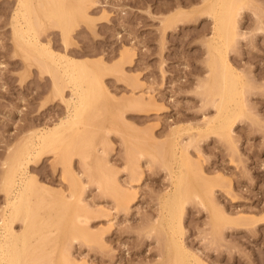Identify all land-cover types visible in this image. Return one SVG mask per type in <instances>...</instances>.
<instances>
[{
  "label": "rangeland",
  "instance_id": "rangeland-1",
  "mask_svg": "<svg viewBox=\"0 0 264 264\" xmlns=\"http://www.w3.org/2000/svg\"><path fill=\"white\" fill-rule=\"evenodd\" d=\"M38 1L33 0L31 3L35 10L40 7L36 8L34 4L38 6L44 0H41L39 4ZM176 2L178 1L96 0L95 6L88 8L89 16H92L90 23L91 21L94 23L90 25L88 20H85L86 23L82 18L75 20L78 26L75 27L76 29L73 27L77 24L72 27L70 41L73 42H70V48L67 50L69 55L73 50L70 56L75 59L96 62L102 58L105 64L113 65L114 69L111 67V70L106 64L109 68L108 73L107 67L106 73L101 71L109 96L106 93L107 97H102L103 99L97 102L98 108L92 105L93 110L96 108V115L91 114L93 112L91 109L89 114L95 117L91 120L89 115L88 118L84 117L85 120L88 119L93 123L87 124L90 130L84 124V119L82 120L84 123L81 121L83 125L81 122V126L77 125L78 129H84L85 126L86 130L83 131L86 133L89 130L90 136L85 137L86 134L82 133L78 138L80 139L83 135L87 141L90 138L89 142L92 141V143H89L88 147V142L83 138L81 140L87 145L82 142L80 144L81 140L74 141L73 137L75 136L76 140L79 135L75 131L77 135L73 134L74 136L71 137L73 144L79 143L88 147L82 146V149L84 148L83 151L87 153L85 150L87 148L90 156L93 154L91 158L87 153L85 157L89 159L85 160L86 158L80 156L82 153L75 149L76 153L73 154L74 160L72 158L71 166L68 162L64 166L61 163L64 159L59 162L60 155L49 153L32 162L28 168V173L36 177L40 185L47 184L48 192L51 190L49 194L55 195L56 198L64 193L70 196L74 183L77 184L79 191L81 190L80 199L82 200L80 203L74 201L76 205L74 208L80 206V214L91 217L88 221L84 216L82 218L86 221L83 219L81 222L84 224L83 229L90 232V241L82 236L74 240L62 238L61 241L58 238L59 241L56 240L58 244L53 245L56 242L52 241V245L53 248L58 246L57 249L61 250V254L60 250L52 249L49 238L47 243L50 242V245L46 243L47 247L45 244L44 247L47 255L52 256L54 260L58 256L57 253H60L59 255L63 258L61 261L67 257L75 260L76 264H83L84 261L87 264H171L168 259L169 248L167 249L171 227L168 221V209L166 210L167 207L162 204L164 205L163 202L166 200L165 196L175 188L179 172L183 173L184 169H186L185 176L183 173L178 177H183L184 180L186 178V182L189 177H192L189 175L193 173L194 176V172L197 173L198 169L200 173L202 171L208 176L202 175L203 173L200 175L206 179L222 176L223 182L220 183L225 184L224 186L219 183L220 178H216L217 183V180L212 181L213 184L216 183L215 185L223 186H212L213 197L218 199L214 203L219 205L216 207L212 204V207L217 208L218 211L220 207V210L225 208L223 210L225 214L229 213L230 216L232 213L231 217L235 216L234 218H239L238 215H241L247 219L248 216H253L254 219L255 216V219L261 220L258 217H264V0H250L246 5L239 24L244 35L236 44L237 53L231 54L240 53V56L235 55L238 57L237 62L233 59L231 61L240 67L239 69H242L245 75L247 74L246 79H248V85L245 87L246 95L244 94L247 98L245 105L246 103L247 105L239 114L234 124L236 126L232 128L233 136L228 137V139L233 138L232 141H226L227 137L221 139L216 134L218 138L213 134V137L209 135L208 138H203L199 134L196 137L198 131L195 130L203 127L208 118L216 115L217 110L210 100L211 95L205 92L206 87L203 86L204 78L209 77V74L207 75L209 67L206 63L208 58L206 39L211 32H204L202 28L209 24L208 20L200 19L195 24H184L168 34L166 32L164 39L162 20L164 16L179 8L177 7L179 3L176 5ZM18 3V0H0V218L7 204L6 194L1 187L2 174L6 167L4 164L21 143L25 131L33 130V128L40 130L53 125L63 118L67 111V104L60 99L61 97L51 96L52 92H56L53 89L52 74L42 71L39 62H37L38 65L35 63L37 59L30 57L28 61L26 60L28 56L24 58V55H21L24 54L23 52L18 53L20 48L16 47L18 45L13 38L15 24L13 22L16 21L14 16L17 14ZM184 7L189 9L194 6ZM35 10L33 11L35 14L32 15H35L34 19H38L40 13ZM16 16H19L17 20H21L20 22L24 21L22 14ZM258 24H261V30L257 29ZM51 28L43 27L44 31H42L40 27L38 30L42 33L38 32V37H41L43 41L41 42L45 45L50 43L51 45L47 46H51L55 54L65 53V43L60 29L54 27L56 30L54 28L51 30ZM127 46L133 48L135 52H132L136 55L132 56V62L129 60L125 63L120 58V53ZM119 60L125 64L118 63L117 66L116 63ZM32 61L34 64L31 63ZM27 62H30L29 65ZM119 65H124L121 67L124 72H120L123 74L122 77L118 73L114 74L118 71L116 66L121 70ZM116 74L120 75V78ZM60 84L64 82L60 81ZM62 88L66 90L63 92L65 99H76L70 87L62 86ZM133 101L136 103L135 106L132 105ZM179 126L184 128L182 132ZM189 128H192L193 132H189ZM174 130L180 131L183 135L178 133L177 136ZM80 131L82 132V129ZM193 133V136L197 138L195 141L192 138ZM172 142L176 143H174L175 146L182 145L183 149L180 150L178 145L179 152ZM75 145L70 146L75 148ZM63 146L66 144H62L59 148L60 153L66 149H63ZM91 146L96 152L89 149ZM79 147L81 149V146ZM191 162L195 166H191L194 169L190 171V165L187 166L190 169L184 168ZM66 166L71 168L67 169ZM196 176H199V172ZM196 176L189 180L193 181L194 185L188 181L190 187L194 186L192 188H197L195 187L197 182L202 181L201 177L196 178ZM106 184L110 185L109 189ZM74 188L77 192V186ZM110 188L114 193L113 191L111 193ZM117 190H120L123 195L130 196L127 197L131 198L128 206L117 202L120 194L117 196ZM45 195L41 196L48 198L47 200L52 199ZM41 196L37 197L46 199ZM188 198L190 200L186 199V203V200L184 201V212L182 211V215L184 214L182 225L185 230L182 237L188 250L197 253L206 264H264L263 218L258 221L262 223L261 225H258V222L252 223L253 225L250 223V227L238 226L239 230L237 227L233 229L226 226L217 232L214 227L215 219L212 218L216 210L214 208L215 211L212 214L211 208H208L211 203L202 202L203 198L205 199L204 194L202 199L198 196L195 198L193 195ZM119 203L122 205L120 206ZM202 203L204 205H201ZM55 205V202H52L50 207L45 209L48 211ZM206 205L208 206L205 207ZM56 206L54 208L60 207L59 204ZM72 208L68 210L69 214ZM59 209L53 211H59ZM74 211L75 209L73 213ZM161 211L164 214L163 217L167 219H162ZM253 219L250 218V220ZM19 221L15 223V229L21 231L23 221ZM59 224H57L59 228L62 227ZM54 225H50L48 229L53 227L50 229L52 232L59 231ZM56 233L51 235V239ZM49 246L51 250H56L55 256L53 251L48 252ZM39 250L40 253L44 251L42 246L36 253ZM39 262H33V264H51L50 261Z\"/></svg>",
  "mask_w": 264,
  "mask_h": 264
},
{
  "label": "bare ground",
  "instance_id": "bare-ground-1",
  "mask_svg": "<svg viewBox=\"0 0 264 264\" xmlns=\"http://www.w3.org/2000/svg\"><path fill=\"white\" fill-rule=\"evenodd\" d=\"M28 1H30V0H18L19 7L17 10V14H15V16L22 14V18H24V21L20 22L21 20L20 21L17 20V17H19V16H16V17L14 16V19L16 21L14 20L15 22H13V24L15 23L13 25L14 26V31H13L14 37L13 38L16 39V42L14 40V42L17 43V45H18L16 47L20 48V49L18 48L19 50L17 48L16 49L18 50V53L19 52L24 53V54H21V55H24V58L28 56L26 58V60H28V58H30V57H32V59H34V58L37 59V60L34 59L36 61L35 63L39 62V64L42 67V71L50 72L52 74L53 87H54L53 89H55L54 91H56V92L55 93L52 92L51 96H53V98H54V95H58V97H61L60 99L63 100L65 104H67L66 105L67 111H66V115L63 118H61L57 123H55L53 125L51 124L50 126H47V127L40 129V130H37V129L34 130V128H33V130H29L30 127H28L29 129L28 128L27 129L29 131H27V132L25 131V135L23 136L21 143L13 151L9 160L4 164L6 167L4 168V172L2 174V185H1V187L6 194L7 204L5 205L6 208L3 209L2 214H1L2 217L0 218L1 219L0 220V222H1L0 223V264H30V263L33 264V262H37V261L38 262L39 261H50L51 264H74L75 260H71L72 258L68 259L66 257L64 259V261H61V259H63V258L59 255L60 253L59 254L57 253V255L60 257H58L56 255L57 256L56 259H58V260H56V259L54 260L52 256L47 255L44 244L47 247V244H48L47 242L50 238L49 241L56 242V244L55 243L53 244V242H52L50 245V242H49L48 245H50L52 247V249H56L57 251H59L60 249H57L58 246L53 248V245L58 244L57 242L59 241V239L61 240L62 238H65V239L70 238V240H74V239H77L78 237L82 236L83 238L89 240L90 232H88L87 230H84L83 229L84 227L82 226L84 224L81 223V222H83L82 220L84 219L82 217H84L87 214H84L83 216H82V214H80V212H79V209H81L80 206L79 207L77 206V208H74V207H76L74 201L75 202L77 201L78 203H80V201L82 200V199H80V197L82 195L81 190L79 191L78 185L77 184L75 185V183H74V187L77 186V192H76L75 188L73 186H71L74 188V190L72 188L70 196H67L64 193L61 196L59 195L58 198H56L55 195H54L55 196L54 197L51 194H49L51 192V190L49 189L50 192H48L49 187H46V186H48L47 184H46V186L44 184H43V186L40 185L38 183L37 178L28 173V168L32 162L39 160L40 158H42V156L49 154V153H52V154L55 153V155H58V156L60 155L59 156V158H60L59 162H61V159H64L63 160L64 163L63 162H61V163L63 165L64 164L67 165L66 162H68V163H70V166L72 164L73 154L76 153L75 149L79 150L80 153H82L80 155V153L77 152V154L80 155L81 157L83 156L84 159L87 157V153H89L87 148L90 146L89 143L90 144L92 143V141H91L92 138L90 140L91 142H89L90 138H88V141H87L85 138H83V135L86 134L85 137L89 136L88 132L90 129L87 126V124L88 125L93 124L92 121H90V120L95 116H92L91 114H93V113L95 114L96 108L94 109L95 110L94 111L93 110L94 107H92V105L98 108V106H96V105H98L97 102L99 103L100 100H102L104 97L106 98L107 95L109 96V91H108L107 87L104 85V81L101 77V75L105 72V68L107 67L106 66L107 63L105 64L104 63L105 61L102 58L96 62L95 61L94 62L87 61L88 59H86V60L85 59L82 60V59H78V58L75 59V58H73V56L72 57L70 56L73 53L72 52L73 50L69 49V50H71L70 55H69V52H67V50H68V48H70L69 47L70 42H73L70 40H71V32L73 30L72 27H73V25L77 24V22L75 23V20L76 19L80 20L82 18V19H84L83 21L88 20L89 21L88 23L90 25L92 23H94L93 21H91L92 23H90L92 16L91 17L89 16L88 8L90 6H93L94 3L96 4V0H44L43 3H41L40 2L41 0H39L38 4L40 2L41 5L39 4L37 6V4H34V6L36 5L35 6L36 8L40 7L39 9H36V10L34 8H32L33 5L31 3L33 0H31V2H28ZM97 1H99V0H97ZM177 1L178 2H176L177 3L176 5H178V3H179V5L177 6L179 8L176 7L177 10H175V12L174 11L171 12L172 14L169 12L171 15L168 14L169 16L168 15H166L167 17L164 16L165 18L162 20L163 24H161V25H163L162 28H163L164 32L162 31V34L164 33V36H163L164 39L166 38L165 37L166 32L168 34L171 31L175 30V28H178V26H181L184 24H188V25L195 24L200 19H202V20L205 19L206 21L208 20L209 24L207 22L206 24H208V25H206L205 27L203 26L202 28H203L204 32L205 31L211 32V35L210 36L208 35L209 37L207 39L204 38V39H206V45H207V47H206L207 51L206 52L208 54V58H206L207 59L206 63H207V66L209 67V71H208L209 73L207 72V75L209 74V77L208 76L205 77L204 83L202 82L203 86L206 87V89L203 86H202V88L205 89V92L207 91L206 93H208V95H211L210 100H212V102L214 103V107H216L217 110H216V115H214L211 118H208L203 127H200L197 130H195L196 132L198 131L196 137L200 135L203 138H208L209 135L212 136V134H213L214 137H216L218 135L219 138H221V139L222 138L226 139L224 137H227L226 141H229V140L232 141L233 138L228 139V137L230 138V136H233L232 133H234V132H232L233 131L232 128H233V126H236L234 124H236V120L239 117V114H241L244 111V107L247 105V103L245 105L247 98L244 96V94H245V87L248 85V79H246L247 74L245 75L244 72H242L243 70L241 69L242 70L241 71L239 69L240 67H237L235 65V63H233V61H231V59H233L235 62H237L238 61L237 56L240 53H238V55L235 54L237 56L231 55V54H232V52L237 53L236 44L238 43L240 37H243V35H244L243 31H241V29H240L241 27L239 25L240 21H241L240 16H242L241 14L244 12L245 7L250 0H182L180 2H179V0H177ZM35 3H37V2H35ZM189 5H192L194 7H192V8L190 7L189 9L184 7V6H189ZM167 7H170V6H167ZM34 10L38 11L40 13V15L38 16V19L35 17L37 20L34 19L35 15H32V14H35V12H33ZM30 15H32V17ZM20 18H21V16H20ZM83 21H80V22H83ZM257 21H258V19H257ZM258 22H260V21H258ZM258 25L259 26L257 29L261 30L262 29V26L260 27L261 24H258ZM76 26H78V24L75 25L73 28H75ZM40 27L42 29H43V27L44 28L45 27H50V28L55 27L56 29L57 28L60 29V30L59 29L58 30L61 31L60 34L62 36L63 42L65 43V48H66V49H64L65 53L63 52L62 54H59V53L55 54V50H53L54 51L53 52L51 50V46H47L50 43H48L47 45L42 43L43 41H42V39H40L41 37L40 38L38 37V32L40 30L39 29ZM82 27L84 28L83 25H82ZM53 28H51V30ZM42 31H44V29ZM42 31L39 33H42ZM78 32H80V31H78ZM57 33H59V32H57ZM39 35L41 36V34H39ZM74 35H76V34H74ZM132 49L133 48L127 46L126 48H124L121 51L120 58H122V60L125 63L126 62L128 63L129 60L131 61L132 56L136 55V53L134 54L135 51ZM74 50L76 51V49H74ZM132 51H134V52H132ZM38 60H40L41 62L43 61V62L41 63ZM122 60H119L116 63L117 66H118V63L119 64H122V63L125 64L124 62H122ZM29 63L27 62L28 65H29ZM31 63H33V61ZM116 64H114V66ZM36 65H38V63ZM108 66L110 69H111V67H112V69H114L113 65H108ZM117 66H116V71L118 70L119 72L113 71L114 74L115 73L120 74V72L123 71V68H121V67H123L124 65H121V66L119 65L121 70H119V67L117 68ZM109 68L108 67L106 68L107 73H108ZM111 70H109L110 74H112V72H110ZM43 74H45V73H43ZM120 75L122 77L123 74H120ZM120 75H118L119 78H120ZM116 76H117V74H116ZM51 80H49V81H51ZM60 81L64 82V84H60ZM44 84H46V83H44ZM62 86H64V88L66 86H68V88L70 87L71 92L73 95H75L76 99L75 100H68V98L65 99L66 97L64 98L63 92H66V90H64L62 88ZM45 87H46V85H45ZM53 89H52V91H53ZM106 93H108V94L106 95ZM58 97L56 99H58ZM100 97H101V99H99ZM53 98H51V100ZM137 99H141V98H137ZM129 100H131V99H129ZM52 101L54 102V99ZM93 101H94L95 105H94ZM212 102H211V104H213ZM49 103L47 105H49ZM44 104L45 103H43V105ZM134 104H136V103L133 101L132 105H134ZM49 107H50V105H49ZM90 109L93 111V112L91 111L92 112L91 114H89ZM136 109H138L137 106H136ZM86 113H87V116H85ZM88 115L90 117L89 118L90 120H88V119L85 120V118H88ZM83 119H84L85 123H84V121H82ZM81 121L84 124H86V126L89 129L88 131H86V133H84V131H83V130H86L85 126H84V129L81 128L82 132L80 131L81 129L77 128V125L81 126V124H80ZM86 121H88V122L86 123ZM83 123H82V125H83ZM89 123H91V124H89ZM94 127H96V126L94 125ZM93 128H91V129H93ZM180 128L181 127L179 126V130H181V132H182L183 131L182 129H184V128H181V129ZM192 128L191 129L189 128L190 131L187 129V131L191 132ZM195 128H197V127H195ZM76 129H78V130H76ZM176 129H178V128H176ZM74 131L76 133H78L79 135L74 133ZM78 131H80V132H78ZM174 131H175V133H177L176 134L177 136H178V133L179 134L181 133L180 131L178 132L177 130H174ZM174 131H172L173 134H174ZM82 133H84V134L79 139L78 137H80V134H82ZM194 133L192 134V138H194V141H195V139H197V138L193 136ZM73 134L77 135L76 140H75V136ZM215 134H216V136H215ZM71 137H73L74 138L73 140L77 141V142L83 138L86 142H88V145L83 140L79 141L80 144L82 142L83 144L87 145L88 147L85 145L83 146V144L80 145L79 143H78L79 145L73 144L72 143L73 140ZM127 137L129 138V136H127ZM172 138L173 139L175 138L174 135H172ZM216 138H218V137H216ZM173 139H172V141L175 140V139L174 140ZM69 142H70V144H69ZM128 142L130 143L129 140H128ZM172 143L174 144L175 142H172ZM62 144H66V146L72 145L73 147L75 145L76 147L72 148V146H70L67 148L66 146H63V149H65V148L66 149L64 150V152L60 153L59 148L62 146ZM67 144H69V145H67ZM175 144H174V147H176V149H178V147L180 145L178 144L179 146L178 145L175 146ZM79 146H81V149ZM82 146L84 148L87 147L85 149L87 151V153H85L83 151L84 148L82 149ZM181 146H180V148H181ZM77 147H79V148L77 149ZM92 148H93V146H91V148H89V149L96 152L95 148L94 149H92ZM182 149L183 148H181L180 150H182ZM81 150H82V152H81ZM180 150L178 149L179 152H180ZM61 151H63V150H61ZM93 151H91V152L93 153ZM173 151H175V150H172V152ZM172 152H170L171 156H172ZM84 154H86V155H84ZM88 155L90 156V153ZM91 156H90V158H91ZM55 159H57V158H55ZM88 159L89 158H86L85 160H88ZM73 160H74V158H73ZM192 164H193L192 162H191V164L187 163L184 168H188L187 166H189V165H190L189 167L194 166ZM86 165H87V163H86ZM70 166H66L67 169ZM182 166H184V165H182ZM180 169H182V168H180ZM188 169H190V168H188ZM192 169H194V168L191 167L190 171ZM63 170H65V169L63 168ZM184 170L186 171V169H184ZM184 170H183V173L185 172ZM190 171L188 170V172H190ZM196 171H197V169H196ZM198 172H199V176H196V175H198ZM183 173L179 172V174L181 176ZM202 173L203 172L201 171V173H200V171L198 169L197 173L194 172V174H195L194 176H193V173H191L189 176L192 175L191 178H193L195 176L197 178V177H201L200 175ZM70 174H71V172L69 173V175ZM185 174L186 173H184V176H185ZM180 175H178V176H180ZM202 175H205L206 177H208L204 173ZM178 176H177L178 180L175 184V188L172 191H170L167 194V196H165L166 200L163 202L164 205L162 204V206L167 207V208L163 207V209L164 208L166 210L168 209V213L166 211L165 212L169 216L168 221H169V225L171 227L170 228L171 229L170 230L171 231L170 238L168 239V243H167L168 244L167 249L169 248V252H170V253L168 252L169 253L168 259H169V262H171V264L172 263L173 264H206V262L203 261L204 259L202 258L203 259L202 260L197 253H194V252L188 250L189 248L185 246L186 244L184 243V240H183V237H184L183 231H185L183 229V225H182V220H183L182 217L184 215V214L182 215V211H183V207H184L183 203L186 199L190 200L188 197L191 198L192 195L195 198H197V196H198L200 199H202L203 194H204L205 199L203 198L202 202L203 201L207 202V203L204 202V204H208V202H209V204L211 203L209 206L206 205L205 207H207V206H208V208L210 207L211 208L210 211L212 212V214H214L213 211L216 210V212L214 214L215 216L212 215V218L215 219V223H214V220H213V223L215 224L214 227H216L217 232H220L222 230V227L225 228L226 226L227 227L229 226V228L231 227L233 229L236 227L238 228V226L239 227L242 226V228H243L246 225H248V227H250V223L255 224L258 221H261L262 218L264 220V217H258V218H261V220L260 219L258 220V219H255V216H254V219H253V216H251L253 220H250L251 217L248 216V219H247L244 215H243L244 218L241 215H238L239 218H234L235 216L231 217L232 213L230 216H229V213L225 214V212L223 211V210H225V208L223 210L222 209L220 210V208H221L220 207V208H218L219 209V211H218L217 208L212 207L213 206L212 204L216 205L217 203L215 204L214 202H217L216 200H218V199H215L217 197H213L214 191L212 188L214 186L215 187L219 186V184L215 185L218 182V180L216 178H218V179L220 178L219 183L223 182V181H221L222 176L221 177L216 176V178H214V179L210 178L211 180L209 178H207V179L203 178L204 177L203 176V177H201V179H202L201 183L198 181L197 184L195 185V187H197V188H192V186L194 184L192 183L193 181L192 182L189 181V180H191V178L189 176H187V177H189V180H187V182H186V178L184 180L183 177L180 178ZM199 180H200V178H199ZM214 180L215 181L217 180V181H216V183L213 184ZM223 180H224V177H223ZM188 181L193 184V185L191 184L192 185L191 187H190V183H188ZM224 182H226V180H224ZM104 184H105V182H104ZM188 184H189V186H188ZM220 184H222V183H220ZM106 185L108 186V184H106ZM103 186H105V185H103ZM223 186H219V187H223ZM109 187H110V185L107 188L109 189ZM199 187H201V188H199ZM46 191L49 195L47 193H45ZM105 191H109V190L105 189ZM112 191L113 190L111 189V193H112ZM37 193H39L40 195H38ZM113 193H114V191H113ZM42 194H44V195L47 194L45 196H50L49 198L52 197V199L47 200L48 198L41 196ZM78 194L79 195L81 194V195L79 196ZM118 194H119V197H121V198L117 197L120 200L119 201L117 199V202H120L123 205L125 204L128 206V204H129L128 202L131 201L130 200L131 198H127V197H130V196H126V194L123 195L122 192H120V190L117 192V196H118ZM37 196H41V197H43V199L44 198H46V199L42 200L41 198H38ZM52 202H55L56 205L59 204V206H60V207L58 206L60 208V209L58 208L59 211H53V210H58L57 208H54V207H57L56 205L53 207V209H49L48 211H47V209H45V207H50V204ZM186 202H187V200L185 201V203ZM200 203H201V201H200ZM122 204H120V206ZM204 204L202 203L201 205H204ZM218 206L216 205V207H218ZM124 207H126V206H124ZM70 208H72L71 213H73L74 209H75V211L76 210L77 211L76 212L74 211L73 214H71V213L69 214L68 210ZM214 208H215V210H214ZM43 209H45V210H43ZM226 211H227V209H226ZM162 213L163 212L161 211V214ZM163 216H164V214H162V216H161L162 219L164 218ZM85 218H86V220L89 221V218H91V217L85 216ZM164 219H167V218H164ZM19 220L23 221V223H22L23 228L21 229V231H18L15 229V223H17V221H19ZM19 222H21V221H19ZM54 223H56V225H54ZM59 223L62 225V227H60V228L57 225ZM261 224H262L261 222L260 223L258 222V225H261ZM50 225L51 226L54 225V227L57 226L59 229V231H54V232H57L56 233L57 236H56V234L54 235L56 237L53 236L55 238V241L53 240V237L51 239V235L54 234V232H52L50 230L53 227L48 229L50 227ZM258 225L256 224V226H258ZM65 226H67V227H65ZM252 227H254V226H252ZM58 229H56V230H58ZM54 230H55V228H54ZM238 230H239V228H238ZM92 237H90V238L92 239ZM102 237L103 236L101 235V238ZM56 240H58V241H56ZM61 241H60V243H61ZM66 244H68V243H66ZM41 246H42V249L43 250L45 249V250L42 251V253H40V250H39V252L36 253V251L38 249H40ZM50 246H49V249L51 248ZM49 249H48V252L52 253L53 250H51V249L49 250ZM65 249H66V245H65ZM56 250H54V251H56ZM54 251H53V253H54ZM59 252H61V250ZM55 253L53 254L54 256H55ZM67 253H65V254H67ZM61 254H62V252H61ZM65 254L63 256H65ZM66 259H68V260H66ZM83 264H87V262L84 261Z\"/></svg>",
  "mask_w": 264,
  "mask_h": 264
}]
</instances>
